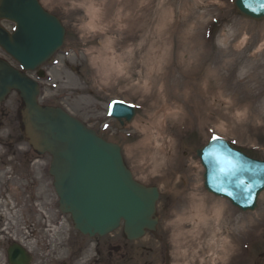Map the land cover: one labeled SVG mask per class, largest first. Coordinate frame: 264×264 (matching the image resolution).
<instances>
[{
  "label": "rangeland",
  "instance_id": "1",
  "mask_svg": "<svg viewBox=\"0 0 264 264\" xmlns=\"http://www.w3.org/2000/svg\"><path fill=\"white\" fill-rule=\"evenodd\" d=\"M39 1L66 29L65 44L42 67L48 74L43 103L120 145L135 179L160 189L155 235L128 242L121 229L95 238L79 233V264L92 256V242L117 246L112 256L126 253L128 264H199L214 234L230 237L235 248L232 259L216 264H264V192L254 212L242 213L206 192L196 155L216 135L264 160V20L240 15L234 0ZM118 100L137 107L132 123L110 118V104ZM159 134L165 143L175 138L169 180L162 179V161L155 170ZM146 135L154 136L147 148L133 151ZM50 159L39 165L47 166V180H53ZM196 194L229 209L220 232L215 218L192 204Z\"/></svg>",
  "mask_w": 264,
  "mask_h": 264
},
{
  "label": "water",
  "instance_id": "2",
  "mask_svg": "<svg viewBox=\"0 0 264 264\" xmlns=\"http://www.w3.org/2000/svg\"><path fill=\"white\" fill-rule=\"evenodd\" d=\"M235 7L247 18L264 20V0H235ZM2 20L15 23L16 31L11 35L0 27V46L25 72L37 69L64 43L61 22L46 12L39 0H0ZM13 91L24 103L22 118L27 139L40 155L52 157L50 174L60 208L71 215L80 233L106 236L122 221L129 240L140 239L146 230L155 231L159 191L134 180L117 144L106 142L60 108L40 106L38 83L0 60V102ZM111 115L123 124V119H133L135 111L114 103ZM218 143L223 156L247 169L236 173L244 184L237 186L233 176L218 170L205 152L207 145L197 152L206 170V189L230 200L243 212L254 211L264 191V161L248 158L221 139ZM20 253L14 251L11 263L24 262Z\"/></svg>",
  "mask_w": 264,
  "mask_h": 264
},
{
  "label": "flooded vegetation",
  "instance_id": "3",
  "mask_svg": "<svg viewBox=\"0 0 264 264\" xmlns=\"http://www.w3.org/2000/svg\"><path fill=\"white\" fill-rule=\"evenodd\" d=\"M21 109L18 95L15 102L9 97L0 104V264H12L15 250L21 251L22 264H79V232H73L71 218L59 208L47 166L39 168L46 156L26 142ZM92 244L87 264H128L126 253L112 256L117 246Z\"/></svg>",
  "mask_w": 264,
  "mask_h": 264
},
{
  "label": "bare ground",
  "instance_id": "4",
  "mask_svg": "<svg viewBox=\"0 0 264 264\" xmlns=\"http://www.w3.org/2000/svg\"><path fill=\"white\" fill-rule=\"evenodd\" d=\"M171 110L169 109L166 113L164 114H169L172 115ZM165 115H163V119L165 120ZM166 123V120L164 121ZM137 127H139V124H136ZM152 124L149 126L151 127ZM158 138L162 139V142L158 141V138L155 136L151 137L146 135L143 141L139 142L136 146L132 147L131 149L133 151L141 150V149H146L147 145L151 143L152 139H155V170L156 168L161 166L160 161L163 162L164 164V169L165 173L162 175L163 180H169V162L173 161L174 158V149H175V138L170 137L168 142L165 143L163 141V137L161 135H157ZM166 166V167H165ZM191 202L194 206H200L204 210L208 211V214L205 215L204 217L212 216L215 218V221L217 222V228L215 229L214 232L221 231L222 228H220V221L221 218L223 217L224 213L229 210L225 203L222 201H217L211 198H208L204 195H192ZM228 209V210H227ZM216 234H214L212 242V250L209 252V254L202 255L199 261V264H216L217 261L224 262L223 259H232L231 257L234 256L235 253V248L233 247L234 244L230 240V237H224L221 236V238L218 240L217 238L214 239ZM230 261V260H229Z\"/></svg>",
  "mask_w": 264,
  "mask_h": 264
},
{
  "label": "snow or ice",
  "instance_id": "5",
  "mask_svg": "<svg viewBox=\"0 0 264 264\" xmlns=\"http://www.w3.org/2000/svg\"><path fill=\"white\" fill-rule=\"evenodd\" d=\"M221 137L213 135L211 138V142L205 149V152L209 158V160L214 163L218 170L225 174L231 175L235 178V183L237 186H242L244 181L242 177L236 176L238 171H247V169L242 168L241 166L235 164L231 158L223 156L221 146L218 141H220Z\"/></svg>",
  "mask_w": 264,
  "mask_h": 264
}]
</instances>
